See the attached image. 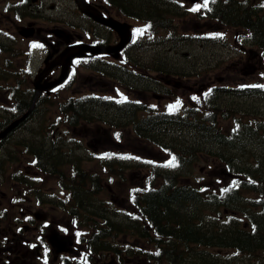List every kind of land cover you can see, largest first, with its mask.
<instances>
[{"label": "rangeland", "instance_id": "rangeland-1", "mask_svg": "<svg viewBox=\"0 0 264 264\" xmlns=\"http://www.w3.org/2000/svg\"><path fill=\"white\" fill-rule=\"evenodd\" d=\"M43 1L46 5L53 3L56 6L53 12L47 11L46 16L52 17L54 20L60 18L66 23L73 21L69 15L71 14L70 10L72 7L70 10L69 8L67 9L65 7L67 4L64 5L65 0ZM177 1L182 5L183 9L173 11L174 13H172L169 9L171 6L168 4V0H155L158 3V12L163 14V16H160L158 20L153 22L155 29H157L159 37H166L170 30L162 27L165 26L163 22H167L173 28L171 41L166 40L165 42L160 41L149 44L148 38L150 32L148 30L145 31L144 35H139L138 41L140 43H138V46L131 48L128 53V58H130L129 69H133V66H135L134 69L137 70V74L133 75L140 79V83L136 86L120 84L105 76H98L93 70L81 68L77 71V76L71 84L64 85L65 88L58 89L53 96L43 95L40 96L41 99L37 98L39 103L34 102L35 105L32 107L31 119L29 118L26 121L25 126L18 127L13 131L4 141L6 158L9 162L16 163V168L11 164L5 173L7 185L14 184L18 168L21 170V176L25 172L34 173V168L27 165L30 161V154L26 153L25 148L20 145L21 142L36 140L37 137H40V134L33 131L40 130L43 135L41 136V142L37 141L39 142L38 144H51V139L55 140L58 131L65 130L66 132L63 131L65 134H62L61 137L63 141L58 143L56 151L80 158L79 166L91 174L102 171L101 190L96 197L93 196L96 201L92 202L93 210L96 212L94 213L96 214L94 215L96 219L93 220L92 216L87 214V216H90V219L86 220L81 215L82 222L88 230H92L95 226L101 228V221L98 219V216L113 217L115 214L120 215L125 212L130 214L132 207L128 205L129 192L131 193L133 189H141L146 182L144 177L149 168L145 165L148 163H158L160 166H166L169 162V156L165 151L161 152L157 147L151 146L152 143L145 142L138 136L135 137L129 125L131 121L118 127L97 120L87 123L82 122L77 127H68L63 123V119L61 118L60 129L57 127L54 130V127H51L53 119L56 115L61 116L59 111L60 105L58 106V104H61L66 96L77 95L79 97L82 94L100 92L112 94L114 86L116 91L120 92L122 96L141 100L144 104H149L160 112H169L168 110H174L175 112L177 109H179L177 111H181L184 104L193 105L196 99H202V90L208 85L235 87L236 84L246 83L248 85L262 84L264 86L263 59L258 55L260 50L256 46L250 45L241 29L213 23L212 27L211 23H209L208 26L203 25L200 28V26L198 27L199 21L196 20V16L185 13L186 8L194 9L191 0ZM201 2H205V0H198V3ZM163 9L168 10L169 14H166ZM133 13L141 17L152 14L149 10L142 12L133 11ZM22 19H25V21L18 23L20 26L24 25L27 20L26 18ZM43 21L45 20L37 22L41 25ZM139 23L134 21V27L143 26ZM17 30L18 27L6 30L7 35H12V38L11 40L6 39V55L2 54V58H6L4 61L6 62L5 71L9 73L12 69L23 73L25 70H29L32 74H25L27 76L24 77L21 86L23 90L33 89V74L36 73L38 68H42V60L44 58V50L40 47H33V45H39L40 42L44 44L41 38L48 42L53 38H44L41 35V37L32 36L31 38L24 39L19 36ZM52 32L54 31L50 33ZM187 34L191 37L213 35L214 39L213 42H207L205 39L193 42L188 41L189 38H185L187 41L180 39V35L187 36ZM29 48H31L32 52L29 51ZM247 50H252L254 53L252 54L250 51L248 53ZM159 58L160 61L165 62L164 65H162V62H159ZM4 62L0 61V65L3 66ZM159 68H168L170 74L159 71ZM14 85L13 79L8 78L0 81V122L16 119L12 118L13 114L10 110H12L13 105L11 99L8 98V91L6 92V89H10ZM114 93L116 95V92ZM217 94L218 96L214 101L221 107V105H225L227 102L226 95H223L222 92H218ZM229 98L231 99L230 108L233 110L237 109V111L241 108L243 110L254 111L259 118L258 120L264 124L263 96L251 97L245 95ZM50 101L53 102V105L48 104ZM172 105H176V107L171 109L170 106ZM23 111H26V109H23ZM91 114H101L102 118H109L105 119L108 122L114 113L111 110L98 108L92 110ZM139 115L142 116L145 113L140 112ZM221 125L226 130H229L231 122L223 121ZM115 129L121 131H116ZM169 140L175 141L171 138ZM181 140L187 141L188 137L182 136ZM202 149L203 155H200L199 159L196 160L192 169L183 165V171H180L179 174L181 181L189 183L190 186H197L199 184L214 186L217 182L219 185L229 183L232 177L228 174L223 164L209 158L210 144L202 146ZM115 152H117V155H133L138 160L135 163H127L122 166L113 165L114 170L109 168V170L105 171L101 167L96 168L95 160H98L100 155L106 154L108 156L110 153L114 154ZM15 169L16 171H14ZM62 170L66 179L71 177V167L66 165L63 166ZM43 179L44 183L42 184L48 183L58 189L57 183L60 180L59 178L51 175L48 181V177L44 175ZM19 187L20 185H15L12 191ZM54 200L57 201L56 199ZM109 206L111 208H107ZM90 210L92 209H89L88 212L92 213ZM223 219H225V215L221 216L219 221L221 222ZM116 224L120 226L115 233H133L132 229L122 223L120 217H116ZM80 228L82 231L85 230L83 227ZM127 237L133 240L132 236L128 235ZM136 241L139 245H143L144 249L152 250L150 244L147 245V243L141 240ZM210 251L214 252L215 250ZM219 254L220 258L226 260L227 264H246V260L241 261L239 259L240 256H236L232 251L222 250ZM260 258L259 264H264V262L262 263L264 253Z\"/></svg>", "mask_w": 264, "mask_h": 264}, {"label": "trees", "instance_id": "trees-1", "mask_svg": "<svg viewBox=\"0 0 264 264\" xmlns=\"http://www.w3.org/2000/svg\"><path fill=\"white\" fill-rule=\"evenodd\" d=\"M129 1L133 5L131 8L133 11L158 12L159 9L155 0ZM174 7L169 8L172 13L175 11ZM207 12L208 17L216 25L237 26L236 28L247 31L252 38V46H256L264 54V0H260V2L255 0H212L205 10V13ZM169 40L171 41V39ZM165 72L169 73L168 69H165ZM218 92L226 95L225 105L220 107L214 101L213 105L209 106V96L206 93L202 99H196L193 105L183 108L180 113L145 110L142 103L137 101H129L117 107L111 103L95 102L103 104L101 107L104 110L117 111L119 116L131 121L134 132L142 140L149 141L154 146L165 150L171 160L175 157V166H173L175 170L173 171L182 169L183 165L192 169L196 160L200 155H203L202 146L206 144H210L211 149L217 148L209 154H218V157L222 161L226 160L231 168L240 171L239 160L241 157L250 155L247 159L253 163L256 147L264 144V126L261 122L258 123L259 118L256 112L243 110V108L238 111L230 108L231 99L229 97L245 95L261 97L264 96V89L259 86H218L214 89V98L218 96ZM91 102V100L79 102L77 110L70 108L77 105L72 102L67 106V109L79 112L80 114H77L81 116L77 119L79 121L84 119L85 113L88 114L91 108L97 107ZM142 111L145 115L140 116ZM223 121L231 122L229 130L221 125ZM182 136H187L188 140H181ZM169 138L175 141H171ZM226 151L227 158L224 156ZM41 153L39 157L44 166L58 168L61 164L57 153H48L47 151ZM239 154H241L240 157ZM152 169H154L152 178L155 177V181L160 178L162 182L159 185H156L157 183L154 185L156 189L153 188L154 190L150 189L141 194L138 201H140L142 212L150 221L154 231L162 236V241L158 242L161 243L159 247L169 250L182 247V252L185 249H191L190 246L192 249L194 246L196 249L202 250L231 249L250 254L264 251V211L261 215H249L247 211H243V215L248 216V219L254 222L252 229L246 227L243 218L241 219L242 208L233 203L240 197L236 190L230 189L229 193L225 194H210L206 190L191 188L180 183L178 181L180 175L177 172H169V169L160 170L161 168L159 169L158 166H154ZM254 172L258 173V170H254ZM78 184V182L71 181L73 189L76 188L80 192L81 189L76 186ZM93 185L96 186V183ZM85 198L86 196H84ZM245 205L250 208L262 205L264 208V200L258 204ZM227 214L231 219L220 222L219 218ZM167 242H170L168 247ZM212 256L197 252L193 259H197V264H217L215 256H213L214 258ZM166 257L171 262L181 259V257L169 254H166ZM176 263L181 264L179 261Z\"/></svg>", "mask_w": 264, "mask_h": 264}, {"label": "flooded vegetation", "instance_id": "flooded-vegetation-1", "mask_svg": "<svg viewBox=\"0 0 264 264\" xmlns=\"http://www.w3.org/2000/svg\"><path fill=\"white\" fill-rule=\"evenodd\" d=\"M64 5L69 10L72 7L69 15L73 21L66 23L60 18L54 20L46 16V12H53L56 6L53 3L46 5L43 0H0V61L6 60L2 58V54L6 55V30L21 27L18 23L25 21L22 18L29 17L22 26L32 29L33 36L53 38L49 42L41 38L44 42L42 68H46L42 82L55 79L60 72L61 67L53 65L54 56L66 46L76 43L80 44L82 56L75 59L79 60L77 65H74V60L69 67L70 84L77 76V71L85 69L86 65L98 76H105L116 82L134 80L136 76L127 68L130 64L128 53L133 45L127 43L115 51L113 46L119 42L118 33L107 25L112 20L127 22L131 26H134L133 22L136 20L143 21L139 19V15H134L132 3L129 0H84L83 7L94 16L95 21L81 12L76 0H65ZM42 20L45 21L38 24ZM51 31H56L59 37H55ZM4 64L5 62L3 66L0 65V69ZM3 80L0 78V81ZM23 92L31 94L32 90L15 89V93ZM70 108L77 110L78 106ZM15 109L22 112L23 105H16ZM67 113L72 125L77 114L75 111ZM21 114H14L12 118ZM31 117L32 113L13 131L25 126ZM8 122H0V130ZM13 131L0 140V264H152L148 250L135 249L132 238L127 237L130 234L87 232L81 215L87 220L90 216L83 210V202H76V190L72 187L57 189L48 183L41 184V179L48 173L64 174L61 169L53 171L36 168L38 163L35 162L34 166H30L34 168L33 174L25 172L21 176L18 168L14 184L7 185L5 173L11 164L16 168V163H11L6 158L4 141ZM32 142L27 140L25 144ZM28 154L30 160L36 159V152L30 151ZM15 185L20 187L12 191ZM92 219L95 220L96 217ZM80 227L85 230L82 231ZM54 235L56 239L60 235L66 236L69 245L62 242L58 245H62L64 249H57L52 240ZM137 237L135 235L134 240H138Z\"/></svg>", "mask_w": 264, "mask_h": 264}, {"label": "water", "instance_id": "water-1", "mask_svg": "<svg viewBox=\"0 0 264 264\" xmlns=\"http://www.w3.org/2000/svg\"><path fill=\"white\" fill-rule=\"evenodd\" d=\"M78 4H79V7L81 8V10L85 13H88L87 10H85L83 7H82V3L80 2V0H77ZM113 28H116L120 34V37H121V42L120 44L117 46L116 50L117 49H120L126 42L127 40L129 39L128 37V33L126 32L127 28L125 27V31L124 29H119V27L115 24V23H111L110 24ZM20 33L24 36H28L29 33H26L25 30H20ZM74 55H77L75 52H72V51H69L66 50L64 51L60 56H59V64L62 65V72H61V75H60V78L58 80H56L55 82L51 83L48 87L51 88L52 86L56 85L57 83H59L66 75V71H67V66L71 60V58L74 56ZM17 123V122H16ZM16 123L12 124L9 128H7L5 130L8 131L11 127H13L14 125H16ZM5 132H3L2 134H4ZM2 134H0V136H2Z\"/></svg>", "mask_w": 264, "mask_h": 264}, {"label": "snow or ice", "instance_id": "snow-or-ice-1", "mask_svg": "<svg viewBox=\"0 0 264 264\" xmlns=\"http://www.w3.org/2000/svg\"><path fill=\"white\" fill-rule=\"evenodd\" d=\"M205 7H207V0H205V5H204ZM194 10H196V9H194ZM144 30H142V29H137L136 30V33L137 34H142V32H143ZM33 47H41V45H33ZM179 103V102H178ZM176 107V105H172V106H170V108L171 109H174ZM175 161H176V158L175 157H173L172 158V160L171 161H169V164L171 165V166H175Z\"/></svg>", "mask_w": 264, "mask_h": 264}]
</instances>
